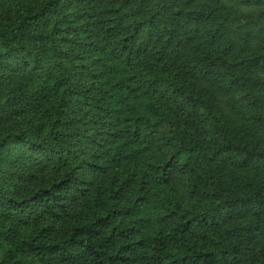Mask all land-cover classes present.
Masks as SVG:
<instances>
[{"label": "trees", "instance_id": "1", "mask_svg": "<svg viewBox=\"0 0 264 264\" xmlns=\"http://www.w3.org/2000/svg\"><path fill=\"white\" fill-rule=\"evenodd\" d=\"M0 264H264V0H0Z\"/></svg>", "mask_w": 264, "mask_h": 264}]
</instances>
